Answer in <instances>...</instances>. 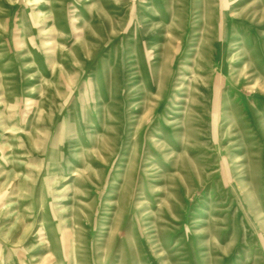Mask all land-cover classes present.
Wrapping results in <instances>:
<instances>
[{"label":"rangeland","instance_id":"obj_1","mask_svg":"<svg viewBox=\"0 0 264 264\" xmlns=\"http://www.w3.org/2000/svg\"><path fill=\"white\" fill-rule=\"evenodd\" d=\"M0 264H264V0H0Z\"/></svg>","mask_w":264,"mask_h":264}]
</instances>
